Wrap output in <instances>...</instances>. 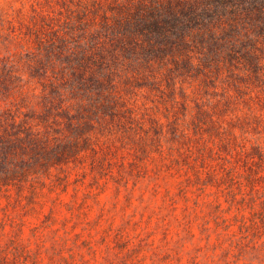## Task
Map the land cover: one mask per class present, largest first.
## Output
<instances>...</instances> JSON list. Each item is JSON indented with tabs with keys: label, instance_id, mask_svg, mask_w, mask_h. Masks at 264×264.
Returning <instances> with one entry per match:
<instances>
[{
	"label": "rangeland",
	"instance_id": "rangeland-1",
	"mask_svg": "<svg viewBox=\"0 0 264 264\" xmlns=\"http://www.w3.org/2000/svg\"><path fill=\"white\" fill-rule=\"evenodd\" d=\"M134 1L0 0V109L40 111L38 75L68 72L65 43L88 41L104 13ZM50 44L59 60L48 66ZM143 67H119L125 126L96 125L93 151L52 170L30 200L0 192V264H264V165L232 148L240 135L247 150L264 145V77ZM157 129L179 153L155 152Z\"/></svg>",
	"mask_w": 264,
	"mask_h": 264
},
{
	"label": "trees",
	"instance_id": "trees-1",
	"mask_svg": "<svg viewBox=\"0 0 264 264\" xmlns=\"http://www.w3.org/2000/svg\"><path fill=\"white\" fill-rule=\"evenodd\" d=\"M102 18L88 41L62 47L59 56L67 55L68 72L61 79H48L46 71L38 75L45 99L40 111L33 105L26 112L21 107L0 109V192L14 190L21 197L27 191L25 198L30 200L52 170L93 151L91 131L96 125L125 126L116 91L117 79H129L118 74L123 64L130 72L142 66L160 69L171 62L186 71L203 68L264 77V0H137L125 7L117 5ZM44 51L48 66L58 62L54 44ZM254 117L258 124L263 121ZM155 134V152L160 157L165 149L180 152L173 140H165L172 144L165 148L161 129ZM221 135L217 130L227 148L228 138ZM239 138V144H232L238 158L258 168L264 165L259 139L247 150L243 135ZM193 148L187 145L184 155L192 154ZM203 150L212 152L213 147L205 144ZM249 170L262 178L259 171Z\"/></svg>",
	"mask_w": 264,
	"mask_h": 264
}]
</instances>
